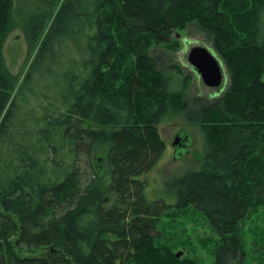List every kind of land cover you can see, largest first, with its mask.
Here are the masks:
<instances>
[{"label":"trees","instance_id":"16d2710c","mask_svg":"<svg viewBox=\"0 0 264 264\" xmlns=\"http://www.w3.org/2000/svg\"><path fill=\"white\" fill-rule=\"evenodd\" d=\"M59 3L0 0V264H197L155 234L186 209L215 231L214 264H246L240 225L264 209V0H63L55 14ZM191 22L228 78L199 108L190 77L150 54ZM17 29L38 50L16 90L4 46ZM182 114L204 160L150 201L159 126Z\"/></svg>","mask_w":264,"mask_h":264},{"label":"rangeland","instance_id":"374dc122","mask_svg":"<svg viewBox=\"0 0 264 264\" xmlns=\"http://www.w3.org/2000/svg\"><path fill=\"white\" fill-rule=\"evenodd\" d=\"M17 7L26 3V0H15ZM63 0L55 8L58 12ZM25 5V4H24ZM31 8H36L35 3H29ZM35 10V9H34ZM55 15L52 17L54 18ZM52 20V19H51ZM50 20V21H51ZM53 23V22H52ZM46 26V32L50 24ZM176 45L172 49L163 46L153 47L150 54L157 63L158 69H170L178 66L185 76L190 77L187 102L192 108L201 107L208 99L219 96L222 88H208L201 77L188 62V55L193 47L208 49L222 65V59L215 53L212 42L196 22L186 26V30L178 31ZM45 36V34H44ZM43 36V37H44ZM38 49L29 54L28 45L23 33L17 29L7 39L4 46V57L10 72L18 77L16 90L19 88ZM224 80H227L225 74ZM223 86V85H222ZM180 89L176 85V90ZM159 132L166 144L165 153L156 166V171L149 177L152 180L146 192L148 200L153 201L165 190V183L183 176L191 170H198L204 160L205 144L202 131L198 124L190 121L184 114L169 125H160ZM187 139L183 148L174 147L176 137ZM242 241L248 254L246 264H264V209L256 208L249 217L240 225ZM161 237L160 243L172 249L179 259L195 261L197 264H214V252L219 244V239L207 219L192 209L172 211L165 214L155 231ZM41 252L26 255H39Z\"/></svg>","mask_w":264,"mask_h":264},{"label":"water","instance_id":"95a60500","mask_svg":"<svg viewBox=\"0 0 264 264\" xmlns=\"http://www.w3.org/2000/svg\"><path fill=\"white\" fill-rule=\"evenodd\" d=\"M188 62L201 77L203 83L208 88H220L224 84L225 74L220 61L206 48L193 47L188 55ZM187 139L178 136L175 139L174 147L183 148ZM101 164V158H98ZM103 170V164H101Z\"/></svg>","mask_w":264,"mask_h":264}]
</instances>
